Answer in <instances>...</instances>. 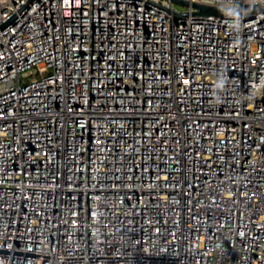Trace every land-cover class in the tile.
I'll list each match as a JSON object with an SVG mask.
<instances>
[{
	"label": "built area",
	"instance_id": "built-area-1",
	"mask_svg": "<svg viewBox=\"0 0 264 264\" xmlns=\"http://www.w3.org/2000/svg\"><path fill=\"white\" fill-rule=\"evenodd\" d=\"M187 1L0 0V264H264L262 0Z\"/></svg>",
	"mask_w": 264,
	"mask_h": 264
},
{
	"label": "water",
	"instance_id": "water-1",
	"mask_svg": "<svg viewBox=\"0 0 264 264\" xmlns=\"http://www.w3.org/2000/svg\"><path fill=\"white\" fill-rule=\"evenodd\" d=\"M173 3H178L183 6H188L190 3L187 0H171ZM192 6L196 9L194 12L197 16H216L220 18H253L260 12H264V0L256 3H247L238 6H216L193 2ZM184 14V13H177Z\"/></svg>",
	"mask_w": 264,
	"mask_h": 264
},
{
	"label": "rangeland",
	"instance_id": "rangeland-1",
	"mask_svg": "<svg viewBox=\"0 0 264 264\" xmlns=\"http://www.w3.org/2000/svg\"><path fill=\"white\" fill-rule=\"evenodd\" d=\"M175 6H176V8H178V9H185V6H183V5H181V4H178V3H176Z\"/></svg>",
	"mask_w": 264,
	"mask_h": 264
}]
</instances>
